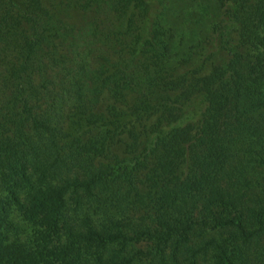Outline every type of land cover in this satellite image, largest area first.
Wrapping results in <instances>:
<instances>
[{"label": "trees", "instance_id": "obj_1", "mask_svg": "<svg viewBox=\"0 0 264 264\" xmlns=\"http://www.w3.org/2000/svg\"><path fill=\"white\" fill-rule=\"evenodd\" d=\"M164 16L0 0V264H264V0Z\"/></svg>", "mask_w": 264, "mask_h": 264}, {"label": "rangeland", "instance_id": "obj_2", "mask_svg": "<svg viewBox=\"0 0 264 264\" xmlns=\"http://www.w3.org/2000/svg\"><path fill=\"white\" fill-rule=\"evenodd\" d=\"M214 0H164L165 16L164 22L173 28L174 42L177 44L181 37L188 41L190 31L200 37L201 31L204 29V23L210 18V11L213 7ZM207 24V23H206ZM113 26L112 22H106L102 25L106 30ZM100 42H95V44ZM209 64V62H208ZM209 67V65H208ZM205 69L202 73L208 72Z\"/></svg>", "mask_w": 264, "mask_h": 264}]
</instances>
